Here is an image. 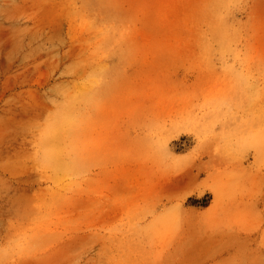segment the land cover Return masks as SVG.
<instances>
[{
    "label": "rangeland",
    "instance_id": "374dc122",
    "mask_svg": "<svg viewBox=\"0 0 264 264\" xmlns=\"http://www.w3.org/2000/svg\"><path fill=\"white\" fill-rule=\"evenodd\" d=\"M0 264H264V0H0Z\"/></svg>",
    "mask_w": 264,
    "mask_h": 264
}]
</instances>
